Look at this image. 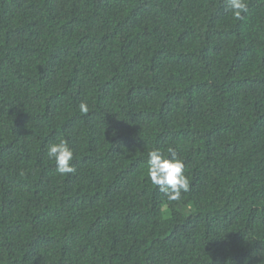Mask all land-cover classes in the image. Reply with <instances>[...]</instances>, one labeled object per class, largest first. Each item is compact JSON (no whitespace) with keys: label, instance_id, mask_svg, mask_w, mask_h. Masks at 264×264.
I'll list each match as a JSON object with an SVG mask.
<instances>
[{"label":"trees","instance_id":"obj_1","mask_svg":"<svg viewBox=\"0 0 264 264\" xmlns=\"http://www.w3.org/2000/svg\"><path fill=\"white\" fill-rule=\"evenodd\" d=\"M247 4L0 0V264H264V0ZM154 148L184 160L179 201L148 178Z\"/></svg>","mask_w":264,"mask_h":264},{"label":"clouds","instance_id":"obj_2","mask_svg":"<svg viewBox=\"0 0 264 264\" xmlns=\"http://www.w3.org/2000/svg\"><path fill=\"white\" fill-rule=\"evenodd\" d=\"M227 9L237 20L248 10L247 0H226ZM79 109L82 113L89 111L87 103L81 102ZM166 156L159 148L148 152L147 175L151 183L169 201H179L182 193L190 189L189 178L184 174L185 163L182 157L177 156L173 148H169ZM47 155L55 161L56 171L60 175L75 173L73 161V150L66 139H61L48 145ZM23 174V173H21Z\"/></svg>","mask_w":264,"mask_h":264}]
</instances>
